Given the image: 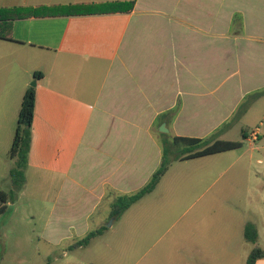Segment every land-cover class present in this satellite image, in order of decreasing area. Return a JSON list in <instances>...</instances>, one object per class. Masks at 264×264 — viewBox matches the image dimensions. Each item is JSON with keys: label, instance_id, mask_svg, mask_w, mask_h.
<instances>
[{"label": "crops", "instance_id": "crops-1", "mask_svg": "<svg viewBox=\"0 0 264 264\" xmlns=\"http://www.w3.org/2000/svg\"><path fill=\"white\" fill-rule=\"evenodd\" d=\"M116 1L135 4L129 11H49ZM17 8L44 10L3 21L12 28L10 39H0V106L22 103L35 72L43 73L35 79L32 142L20 190L37 175L53 189V211L62 215L73 209L86 221L109 200L110 219L115 199L141 189L159 167L155 129L161 121L171 119L166 127L175 136L201 138L195 122L223 121L237 106L232 88L264 83V0H0L2 10ZM235 12L244 15L242 34L230 30ZM8 116L0 113V127H8ZM182 121L193 129L181 132ZM252 224L256 245L264 249V233Z\"/></svg>", "mask_w": 264, "mask_h": 264}, {"label": "rangeland", "instance_id": "rangeland-1", "mask_svg": "<svg viewBox=\"0 0 264 264\" xmlns=\"http://www.w3.org/2000/svg\"><path fill=\"white\" fill-rule=\"evenodd\" d=\"M255 27L249 26L253 32ZM230 30L244 32L241 12H235ZM260 70L264 73V67ZM229 85L219 88V95ZM230 91L240 99L235 109L208 126L195 122L196 131L209 142L241 141L242 148L174 161L155 191L122 217H107V200L86 221L73 209L68 216L53 211V189L37 175H29L25 192L13 189L10 170L16 160L9 154L21 102L8 110L0 106V113L5 110L10 117L8 127L7 122L0 127V193L10 194L0 215V264H246L254 246L244 240L245 224L256 223L264 233V83ZM182 102L183 94L181 109ZM169 120L155 129L161 147L175 137L168 127V132L160 131ZM187 127L182 121L181 132ZM243 129L260 135L243 139ZM101 227H106L104 234L89 246L70 250L76 240ZM260 242L264 246V234Z\"/></svg>", "mask_w": 264, "mask_h": 264}, {"label": "trees", "instance_id": "trees-1", "mask_svg": "<svg viewBox=\"0 0 264 264\" xmlns=\"http://www.w3.org/2000/svg\"><path fill=\"white\" fill-rule=\"evenodd\" d=\"M134 4V1H116L105 4L78 3L49 8V11L69 14L100 13L107 10L129 11L133 8ZM42 10H44V8H17L12 10L0 9V12L9 11L10 14L5 17L0 16V39L11 38V22L3 21L13 20L18 17L24 18L37 16ZM34 77L35 79H41L43 77V73L35 72ZM35 106L36 88L31 86L26 90L22 99L21 108L18 114L17 129L9 154L11 159L16 160L15 167L10 170V177L12 180L13 189L15 191L20 190L24 186L26 181L25 171L28 167L29 162ZM247 133L248 132L246 130H242L243 139L249 138ZM242 147L243 142L241 141L216 139L213 142H209L208 140L203 138L175 136L171 142H164L162 144L161 163L157 170L153 173L147 184H145L141 189L132 194L121 195L115 199V201L111 205L110 218L122 217L124 213L129 210L134 204L153 193L174 161H184L212 156L240 149ZM9 197L10 194L8 193H0V215H2L6 211L5 203L8 201ZM105 230L106 227H101L100 229H97L95 231H90L83 238L76 240L75 243L70 246V250L89 246L94 239L102 236ZM244 236L248 242L255 244V247L251 250L248 256L246 264H257L258 260L264 259V249L256 245L258 241V229L256 225L248 223L245 226Z\"/></svg>", "mask_w": 264, "mask_h": 264}, {"label": "water", "instance_id": "water-1", "mask_svg": "<svg viewBox=\"0 0 264 264\" xmlns=\"http://www.w3.org/2000/svg\"><path fill=\"white\" fill-rule=\"evenodd\" d=\"M37 84V81H35L32 86L35 87ZM161 132H168V129L166 128V125H163L162 128L160 129ZM110 226V225H109Z\"/></svg>", "mask_w": 264, "mask_h": 264}, {"label": "built area", "instance_id": "built-area-1", "mask_svg": "<svg viewBox=\"0 0 264 264\" xmlns=\"http://www.w3.org/2000/svg\"><path fill=\"white\" fill-rule=\"evenodd\" d=\"M257 135H258L257 131H254L252 137H253L254 139H256V136H257Z\"/></svg>", "mask_w": 264, "mask_h": 264}]
</instances>
